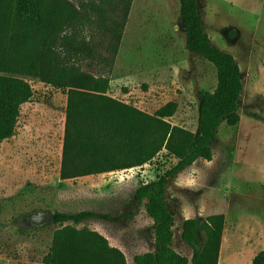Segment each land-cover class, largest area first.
<instances>
[{"label": "rangeland", "instance_id": "374dc122", "mask_svg": "<svg viewBox=\"0 0 264 264\" xmlns=\"http://www.w3.org/2000/svg\"><path fill=\"white\" fill-rule=\"evenodd\" d=\"M200 11L212 43L241 67V119L235 126L221 124L211 161L199 159L171 179L166 200L174 215L173 247L192 264V249L181 239L183 221L223 213L218 264H252L264 250V0H200ZM93 33L96 44L107 42L103 29ZM1 71L8 72L0 65ZM8 73L27 77L35 92L21 107L15 134L0 143V264L41 262L55 232L66 226L101 233L134 264L136 254L155 248L153 220L134 192L142 182L158 179L176 158L161 152L151 163L120 173L132 179L99 197L101 181L92 184L93 199H57L51 181L61 167L66 94L23 70ZM216 84L215 67L186 49L180 1L133 0L107 94L149 113L176 101L169 121L195 132L200 94ZM86 209L101 215L63 226H35L30 220L37 210Z\"/></svg>", "mask_w": 264, "mask_h": 264}, {"label": "trees", "instance_id": "16d2710c", "mask_svg": "<svg viewBox=\"0 0 264 264\" xmlns=\"http://www.w3.org/2000/svg\"><path fill=\"white\" fill-rule=\"evenodd\" d=\"M132 1L0 0V65L8 72L23 70L67 94L61 179L136 169L163 151L176 158L158 179L142 182L134 192L133 198L153 220L155 246L136 254L134 264H188V257L173 247L168 185L197 160L213 159L223 122H240L244 78L234 55L212 43L200 0H179L186 49L211 63L217 74L216 87L200 94L197 130L169 121L177 111L176 101L149 113L108 95ZM96 28L106 32V43L96 44ZM8 72H0V143L15 134L21 107L35 92L27 77ZM100 215L87 209L57 210L53 224H78ZM224 225L223 213L183 221L181 239L192 249V264H218ZM42 263L128 264L125 253L104 235L71 226L55 232ZM252 264H264V250Z\"/></svg>", "mask_w": 264, "mask_h": 264}, {"label": "crops", "instance_id": "0c3cea01", "mask_svg": "<svg viewBox=\"0 0 264 264\" xmlns=\"http://www.w3.org/2000/svg\"><path fill=\"white\" fill-rule=\"evenodd\" d=\"M66 105H67V94L65 97V109H66ZM132 170L133 169L116 170L106 173L84 175L76 178L61 179L60 169H59L56 175L54 176V178L52 179L51 185H53L54 187V195L57 199H70V200H74V199L78 200L77 198L93 199L98 195L101 196L103 190L109 191V188L120 187V186L124 187L125 185H127L129 179L132 178H129L128 174H123L122 176H118V175L120 173L132 171ZM100 181L103 182V185H105V187L99 186L97 189L100 191V194H97V196H95L94 195L96 194L94 192L95 188H93L95 186L92 187V184L98 183ZM69 212H75V211H69ZM37 264H44V263H42L41 261L38 262Z\"/></svg>", "mask_w": 264, "mask_h": 264}, {"label": "water", "instance_id": "95a60500", "mask_svg": "<svg viewBox=\"0 0 264 264\" xmlns=\"http://www.w3.org/2000/svg\"><path fill=\"white\" fill-rule=\"evenodd\" d=\"M53 213L51 210H37L30 214V220L35 226L52 224Z\"/></svg>", "mask_w": 264, "mask_h": 264}]
</instances>
